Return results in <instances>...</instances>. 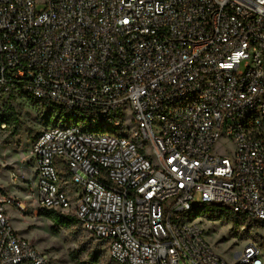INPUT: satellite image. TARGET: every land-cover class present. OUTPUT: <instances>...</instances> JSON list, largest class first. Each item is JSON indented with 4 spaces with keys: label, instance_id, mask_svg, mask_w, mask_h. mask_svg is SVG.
I'll use <instances>...</instances> for the list:
<instances>
[{
    "label": "built area",
    "instance_id": "2783aa9c",
    "mask_svg": "<svg viewBox=\"0 0 264 264\" xmlns=\"http://www.w3.org/2000/svg\"><path fill=\"white\" fill-rule=\"evenodd\" d=\"M15 94L62 111L32 141L33 203L110 261L264 264L254 242L227 260L193 219L264 226V0H0V102ZM13 205L1 185L0 264H56Z\"/></svg>",
    "mask_w": 264,
    "mask_h": 264
},
{
    "label": "rangeland",
    "instance_id": "374dc122",
    "mask_svg": "<svg viewBox=\"0 0 264 264\" xmlns=\"http://www.w3.org/2000/svg\"><path fill=\"white\" fill-rule=\"evenodd\" d=\"M11 108L19 114L23 128L21 136H13L14 126L6 125L1 134L0 186L12 198L29 206L26 213L19 212L14 205L7 206L14 230L56 264L89 263L94 253L99 256L96 264H115L109 260L105 246L86 233L78 221L70 227L56 224L48 218L46 211L38 207V203H33L32 141L37 134L63 122L60 112L55 110L49 113L41 103L26 94H15L8 101L0 102V113L4 116H9ZM11 173H17L20 177L16 186L10 182ZM68 215L74 216L71 212ZM235 218L238 222L234 225L232 221L208 213L193 215V219L201 222L206 229L211 245L227 260L237 263V257L250 242L260 247V257L264 260V226L240 216ZM179 264L186 263L181 261Z\"/></svg>",
    "mask_w": 264,
    "mask_h": 264
},
{
    "label": "trees",
    "instance_id": "16d2710c",
    "mask_svg": "<svg viewBox=\"0 0 264 264\" xmlns=\"http://www.w3.org/2000/svg\"><path fill=\"white\" fill-rule=\"evenodd\" d=\"M9 112L10 113L8 117L0 113V122L5 125H13L14 126L13 136H21L23 127H22V123L20 122L19 114L16 113L14 108H11ZM48 112L51 113L53 111H48ZM58 112H60V115L62 114V111H58ZM44 211L48 213L47 214L48 218H50L54 223L65 226V227H70L73 223L78 221L74 216H70L67 214H62V213H58L54 211H47V210H44ZM201 212L216 215L219 218L225 221H228V222L232 221L234 222V225L237 224L238 222L237 219L235 218L236 215H234L229 209H225L222 207L204 205L195 210L196 214L201 213ZM98 257L99 256L94 253L92 255L93 259L89 263H83V264H96L99 262Z\"/></svg>",
    "mask_w": 264,
    "mask_h": 264
},
{
    "label": "bare ground",
    "instance_id": "6f19581e",
    "mask_svg": "<svg viewBox=\"0 0 264 264\" xmlns=\"http://www.w3.org/2000/svg\"><path fill=\"white\" fill-rule=\"evenodd\" d=\"M15 186V185H14Z\"/></svg>",
    "mask_w": 264,
    "mask_h": 264
}]
</instances>
